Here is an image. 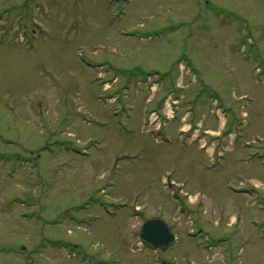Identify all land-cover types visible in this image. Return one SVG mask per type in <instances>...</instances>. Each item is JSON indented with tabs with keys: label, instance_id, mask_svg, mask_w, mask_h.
Returning <instances> with one entry per match:
<instances>
[{
	"label": "rangeland",
	"instance_id": "rangeland-1",
	"mask_svg": "<svg viewBox=\"0 0 264 264\" xmlns=\"http://www.w3.org/2000/svg\"><path fill=\"white\" fill-rule=\"evenodd\" d=\"M0 264H264V0H0Z\"/></svg>",
	"mask_w": 264,
	"mask_h": 264
},
{
	"label": "water",
	"instance_id": "water-1",
	"mask_svg": "<svg viewBox=\"0 0 264 264\" xmlns=\"http://www.w3.org/2000/svg\"><path fill=\"white\" fill-rule=\"evenodd\" d=\"M139 239L153 249L165 250L174 243L175 237L162 218L150 217L141 224Z\"/></svg>",
	"mask_w": 264,
	"mask_h": 264
}]
</instances>
